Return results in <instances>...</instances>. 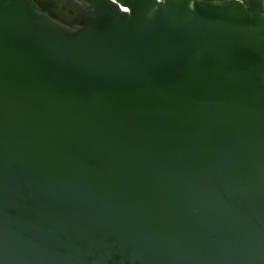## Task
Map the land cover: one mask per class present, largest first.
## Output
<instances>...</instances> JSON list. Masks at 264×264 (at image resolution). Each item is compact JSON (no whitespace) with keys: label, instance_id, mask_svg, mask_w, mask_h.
Instances as JSON below:
<instances>
[{"label":"water","instance_id":"95a60500","mask_svg":"<svg viewBox=\"0 0 264 264\" xmlns=\"http://www.w3.org/2000/svg\"><path fill=\"white\" fill-rule=\"evenodd\" d=\"M0 264H264V0H0Z\"/></svg>","mask_w":264,"mask_h":264},{"label":"flooded vegetation","instance_id":"af4514ba","mask_svg":"<svg viewBox=\"0 0 264 264\" xmlns=\"http://www.w3.org/2000/svg\"><path fill=\"white\" fill-rule=\"evenodd\" d=\"M212 1H225V0H212ZM66 11H67V13L72 14V12L70 10H66ZM43 13H45L50 18H52L51 15H49V13L47 11H43ZM52 19H54V18H52ZM54 21L57 22L58 24L62 25V26H65L67 28H70V29H76L79 26V24H77V23L66 24L64 21H68V18H65L64 21L59 20V19H54Z\"/></svg>","mask_w":264,"mask_h":264}]
</instances>
